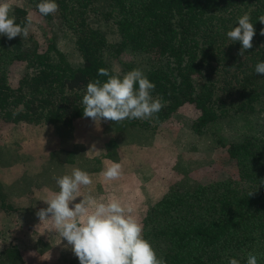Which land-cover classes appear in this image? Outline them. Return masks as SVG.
I'll return each mask as SVG.
<instances>
[{
  "label": "trees",
  "instance_id": "obj_1",
  "mask_svg": "<svg viewBox=\"0 0 264 264\" xmlns=\"http://www.w3.org/2000/svg\"><path fill=\"white\" fill-rule=\"evenodd\" d=\"M7 2L16 23L30 17L32 27L27 38L0 36V128L48 129L57 144L44 165L31 163L22 144L0 139V174L14 176L8 184L0 179V211H33L38 191L58 189L54 177L82 165L92 181L104 182L99 174L120 163V148L130 143L122 135L127 127L148 134L179 128L184 116L196 137H217L235 173L206 182L200 169L211 166L202 165L184 174L153 206L141 208L144 238L166 264H227L230 257L246 264L248 252L264 264V75L254 73L264 61L258 20L264 0H56L58 12L47 17L36 8L40 0ZM244 14L256 35L241 56V43L226 33ZM60 35L73 41L68 54L58 46ZM101 67L120 76L141 69L165 106L149 120L99 124L96 154L75 128L88 119L81 103L87 84L107 80L97 76ZM185 161L181 171L193 158ZM99 182L84 189L89 194ZM18 195L29 205L19 206ZM0 243V264H25L17 243L1 234ZM62 259L79 264L74 254Z\"/></svg>",
  "mask_w": 264,
  "mask_h": 264
},
{
  "label": "clouds",
  "instance_id": "obj_2",
  "mask_svg": "<svg viewBox=\"0 0 264 264\" xmlns=\"http://www.w3.org/2000/svg\"><path fill=\"white\" fill-rule=\"evenodd\" d=\"M36 8L47 17L58 12L59 5L56 0H40ZM11 11L12 5L7 0L0 2V36H6L8 40L17 36L27 38L32 27L31 18L26 17L23 24H18L15 16L10 15ZM258 20L264 24V16ZM255 35L248 14L239 17L237 25L226 33L228 39L241 43V56L253 47ZM260 35L264 36V30ZM254 73L264 75V61L257 62ZM97 76L107 77V80L96 79L87 84L81 101L84 118L94 122L149 120L165 106L163 97H153L155 84L139 68L120 76L101 67ZM93 150L95 146L89 152ZM121 174V164L113 161L99 175L108 182L119 179ZM54 179L59 190L45 189L47 195L42 201L47 207L37 211L36 216L40 225L47 223L51 233L66 241L65 247H70L79 264H166L144 238L143 225L133 215L131 205L125 206L116 197L97 199L90 193L81 192L93 183L88 172L72 168L70 174ZM260 183L264 184V181ZM78 198L82 199L77 203ZM227 264H240V261L230 257ZM246 264H258L257 255L248 252Z\"/></svg>",
  "mask_w": 264,
  "mask_h": 264
},
{
  "label": "rangeland",
  "instance_id": "obj_3",
  "mask_svg": "<svg viewBox=\"0 0 264 264\" xmlns=\"http://www.w3.org/2000/svg\"><path fill=\"white\" fill-rule=\"evenodd\" d=\"M59 48L65 53H70L73 48V41L63 36L58 42ZM181 124L177 126L162 127L156 132L148 134L137 133L130 126L127 131L122 133L123 137L130 139V143L120 148L122 174L119 179L114 181L99 182L97 178L93 183L92 191L89 193L97 199L103 197L118 198L125 206L131 205L134 209L133 215L140 218V210L153 206L161 196L168 190L169 186L180 181L183 175L197 174V168L202 165H209L206 171L200 169V174L205 173L207 181L218 180L222 177L235 173L234 166L229 160L226 149L221 148L217 143V137L209 132L205 136L196 137L189 131L188 118H181ZM184 120L187 122L183 125ZM103 120L94 122L90 118L77 125L75 131H79L81 137L86 138L89 145V153H99L101 151L99 124ZM78 129V130H77ZM48 129H31L24 124L0 128V139L7 144H22L24 150L33 157L31 163L46 164L51 149L56 147V140L51 138ZM129 133V134H128ZM53 134V133H52ZM193 136L196 138V150L191 149ZM91 140V141H90ZM190 144V145H189ZM138 145H142L138 146ZM181 154L183 156H181ZM188 154H190L188 156ZM184 156L186 158H184ZM193 158L191 166H186L180 170L186 161ZM194 162H197L195 165ZM51 163V162H50ZM110 163L108 164V167ZM80 168H84L83 165ZM5 184L13 181L14 176L0 174ZM8 185L7 187H9ZM58 191L59 189H50ZM81 192L85 195L88 192L82 188ZM45 190L38 191L36 194V208H21L18 212L3 213L0 211V234L6 239L13 240L19 245L24 257L25 264H63L62 257L66 254H73L70 247L66 248V241H61L60 237L49 231L47 223L40 225V220L36 212L47 205L42 201L46 197ZM14 196H17L16 194ZM19 197V195H18ZM15 197V198H18ZM78 198L77 201L79 202ZM19 206L29 205L28 199L20 196L16 201ZM71 206V205H70ZM40 225V226H39ZM1 247V243H0Z\"/></svg>",
  "mask_w": 264,
  "mask_h": 264
}]
</instances>
